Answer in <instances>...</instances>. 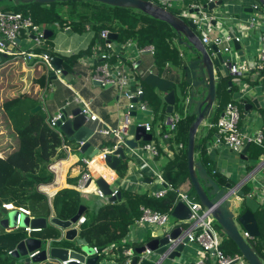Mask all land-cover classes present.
<instances>
[{"label":"trees","instance_id":"1","mask_svg":"<svg viewBox=\"0 0 264 264\" xmlns=\"http://www.w3.org/2000/svg\"><path fill=\"white\" fill-rule=\"evenodd\" d=\"M12 3L13 10L22 13H29L34 22L56 21L60 26L69 25L73 30H83L87 24L93 32L106 28L116 34V39L124 40L126 37L133 38L138 46L146 44L153 45L152 61L156 67L161 68L164 63H173L180 68L181 59L178 55V44L175 41V31L163 20L154 18L134 7H124L110 5L97 0H53L49 3H39L35 1H18ZM204 2V0H200ZM188 1H183V8H187ZM57 4V8L55 5ZM63 5V6H62ZM170 11L179 15V11ZM45 38L44 43L36 47V51L48 50L50 54H58L62 57V64L66 70L73 65L76 56L82 54L83 50L74 54H60L50 49ZM97 61V60H95ZM80 65V64H79ZM81 66V65H80ZM134 74L139 80L142 78L140 72H137L138 66H133ZM179 70V69H178ZM22 72L20 69L19 72ZM158 71V70H157ZM159 72V71H158ZM264 76V69L260 71ZM16 75V73H15ZM226 79H222L217 85L216 102L221 99L220 91L225 86ZM32 83L38 87L43 84V76L36 72ZM177 84H182V78ZM18 83H8L4 85L0 82V88L17 86ZM176 83H171L167 88L174 87ZM111 87V86H110ZM145 95L147 91L142 89ZM220 97V98H219ZM155 92L148 95V107L154 117H162L158 111L164 112L162 107L164 103ZM37 98L31 92L4 96L0 99V150L6 148L3 154H0V264H28L15 257L8 250L14 248L19 240L27 236L23 227L8 228L1 223L5 213L1 211V204L11 202L14 206H22L29 210L32 216H47L52 210L53 216L58 219H69L77 210L80 204L85 205L82 214L84 220L77 229V236L83 237L86 243L97 248L106 245L116 246L118 256L115 257V264H122L124 255L121 248L126 246L140 245L141 242L121 243V238L128 231V227L140 213L139 206L144 205L158 211H169L175 200V189L188 178L186 160H185V141L187 138L188 125L193 118L190 113H185L177 122L175 140L182 139L183 146L173 156L167 160L161 167L163 179L169 185L163 194L155 196L150 191H137L134 189L118 188L120 197L113 202H105L96 208H90L82 200L79 192L72 187L64 186L57 189L50 197L37 189V186L49 182L52 178V172L47 168L48 163L57 157H62L63 151L60 149L62 136L54 128L46 123V116L52 115L44 102V108H39L33 112L30 109L37 104ZM161 104V105H160ZM219 106V105H218ZM179 113L182 114V107L179 103L175 104ZM2 119L4 121H2ZM215 116H211L210 122L214 121ZM166 123L161 121L162 130ZM4 133V134H3ZM10 137L6 142H2L3 135ZM66 140L64 139V142ZM114 142L113 138L101 139V143L110 147ZM203 141H194V150L196 147L204 154ZM262 148H255L253 156L263 152ZM84 168V165L81 167ZM126 169L125 160L119 161L115 168L116 174L121 177ZM214 179L218 184L232 185V181L226 180L224 176H219L214 172ZM241 188L247 192L249 187L245 183ZM188 193L196 197L193 188L189 182ZM259 234L264 232V204L260 203L254 212ZM214 227L219 231L222 239L220 247L222 250L231 253H239L237 247L221 230L220 226L214 221ZM29 234L36 237H57L59 230L52 224H46L44 228L31 231ZM252 244L258 256L264 261V251L262 250L263 241L259 242L257 247L253 238ZM68 240L61 239L56 244L69 246ZM248 264V263H247Z\"/></svg>","mask_w":264,"mask_h":264},{"label":"built area","instance_id":"2","mask_svg":"<svg viewBox=\"0 0 264 264\" xmlns=\"http://www.w3.org/2000/svg\"><path fill=\"white\" fill-rule=\"evenodd\" d=\"M160 7L169 10V8L175 6V1H188L187 8L184 11L179 12V17L182 19H189L193 23V30L198 35L202 43L210 42L217 46L216 51L222 53H228L229 55L235 54V48L232 46V39L239 42L242 35H247L249 29H252L257 32V49L254 56L247 60V62H235L232 59L223 58L222 63L227 66L228 74L235 75L233 78L234 82L238 86L237 97L235 100H228L223 103L221 112L217 118L210 122L208 125L214 127V137L211 145H220L224 144L229 149L234 151H239L245 143L254 144L260 146L264 149V123L260 124L252 131H246L243 127L242 119L246 116L247 110L243 109V104L247 101L249 96V91L247 85L244 81L241 80V74L246 71H251L255 76H261L260 71L264 69V19L255 12L252 14L243 24L244 28H240L239 34L228 35L225 32H216L211 34V31L215 28H219L218 23H211V20L215 18L212 12L209 10H204L202 7L203 3L208 1L214 2L215 0H149ZM257 3L252 4V7L256 8ZM191 8V11H189ZM195 8V9H194ZM218 8V7H216ZM214 8V10L216 9ZM236 24V23H234ZM238 25H242L237 23ZM219 25V26H218ZM51 29V26L45 22H34L29 13H22L16 10H5L0 9V58L3 59V62H7L5 58L14 57L19 58L23 67L30 68L32 71H38L43 76V89L40 92V95L45 96L48 94L46 92L52 87L51 81L48 77L50 75L49 71L53 70V75L62 81V74L59 69H54L49 63L50 55L41 51H36V47H39L44 43V30ZM109 31L106 28L99 30V36L102 38L100 43L94 44L91 46V51L88 57H80L79 62L84 63L83 65L90 64L88 63L87 58L97 60L93 64L91 70V79L98 82L99 85L104 86L108 84L113 87L117 94H123L128 100L126 108L129 106L135 105L136 109L146 110L149 109L147 103L143 99H136L134 102L130 101V98L141 97L142 89L139 86H135L134 89L127 88L129 84L133 81L134 78V62L130 67H119L113 66L111 58L117 57L120 52L118 49H115L116 42L115 39L109 38ZM21 36H26L32 42V45H29L27 48H18L19 42L16 41V38ZM119 42V41H118ZM121 45L124 47H135L137 52L149 51L153 52V45L146 44L144 46H138L136 41L127 37L124 40L120 41ZM223 42V43H222ZM35 50V51H34ZM211 54L214 55L215 51H211ZM5 55V56H2ZM81 63V64H82ZM229 64V65H227ZM264 97V90L262 91ZM43 99V98H42ZM264 101V98H263ZM69 102H73L80 108V112L83 113L86 119L98 120L103 123V121L92 112L88 106V102L85 101L76 91L72 90L70 97L63 100L61 106H59L56 112L50 116H46V123L48 126L54 128L56 131L59 130L56 127L55 119L58 118L61 114L60 109L64 108ZM264 106V105H263ZM44 107V100L42 103ZM169 116L164 120L169 129L175 127L176 122L179 120L180 116L177 113H169ZM132 122L131 115L128 113V110L122 112L121 119L115 126H108L101 124L97 128V132L103 135H109L114 138V142L110 147L102 146L97 149V151L90 155H83L80 157V161L84 165V168L79 172L78 177L76 178L74 184L72 185L74 189L81 191L84 190L88 184V180H92L94 177V171L97 172V168L100 166H105L110 171L111 169L104 163L103 158L105 153L111 152L119 145L124 144V138L127 134L128 125ZM136 124L143 125L145 131L149 132L150 123L147 120L133 122ZM150 133V132H149ZM61 135V133L59 132ZM162 138H168L170 136L169 132H163L160 134ZM62 136V135H61ZM82 142L79 141L78 145ZM164 149L166 145L160 144ZM181 144L178 143V146ZM60 149L63 152H67L68 145L64 142L63 136L60 144ZM139 149L143 152L149 154L150 156H155L158 154V143L151 137L148 140H142L139 145ZM98 160V161H97ZM100 163L99 165L97 163ZM53 164L50 162L47 165V168L52 172ZM94 170V171H93ZM97 176H101L104 180L110 184L111 178L110 174H103L98 171ZM156 180L160 183L165 181L162 177L161 172H157ZM264 151L261 152L258 157L252 162L249 169L242 175L236 174L235 179L232 181V185H227L228 187L233 186V189L241 188V185L246 181H249L252 184L247 193L254 195L258 200L259 204H264ZM111 193H115L117 187H111ZM169 188V185L162 186V188L150 191L151 194L159 196L163 194L165 189ZM94 194L98 197H106L102 192L95 186ZM183 201L189 209V216L186 219H176L174 222L170 221V210L169 211H158L152 209L148 206L140 205V213L138 217L134 220V223L137 225L140 224H151L157 227H173L175 225H181L185 229L184 233L177 235L175 240L177 242L182 241V238L186 236L187 243L193 242L198 247L197 256L192 259L187 264H247L246 260L240 253H226L220 248V235L216 229H214L213 222L214 218L211 215L209 208L201 205L198 199H195L193 195L189 194L187 189L176 188L175 189V200ZM173 203V204H174ZM1 206L7 210L16 209L17 214L15 218V226H19L20 214H25L30 216L29 210L22 206H14L11 202H4ZM50 215L46 217V220L50 223ZM84 220V215L81 213L75 222L71 225L75 226L78 229V226ZM184 223V225L182 224ZM55 226V225H54ZM21 227V226H20ZM57 227V226H56ZM29 236L31 231L39 230V228H32L29 225L23 227ZM59 230V235L57 237H39L41 240L40 245L31 250L27 251L24 257H27V263L31 264V257L36 255L40 250H43L45 253V258L50 261H54L56 264H67L69 261L79 262L77 258L71 257L66 259H57L49 255L48 249L51 245L56 244L61 239H63L62 228L57 227ZM243 237L249 238L245 231L241 232ZM125 235L121 238V243H132L135 242L131 237ZM264 239V232H263ZM132 240V241H131ZM251 241V238H250ZM252 242V241H251ZM174 242L171 241L165 250L161 253L162 255H167L173 247ZM67 249L72 248V246H64ZM93 254L97 255L94 264H105L109 261V264H115V257L118 256L116 251V246L111 244L106 245L101 248L96 246H91ZM15 249L12 248L8 250V253H12ZM262 250L264 251V243L262 245ZM150 250L147 247H144L140 253H135L132 246H126L121 248V253L124 255V261L122 264H130L131 256L137 255V257L145 256L150 254Z\"/></svg>","mask_w":264,"mask_h":264},{"label":"crops","instance_id":"3","mask_svg":"<svg viewBox=\"0 0 264 264\" xmlns=\"http://www.w3.org/2000/svg\"><path fill=\"white\" fill-rule=\"evenodd\" d=\"M257 3L256 8L252 7V4ZM219 8V12H215V10H210L212 14L215 16V22L218 23L219 28H215L211 31V34L216 32H225L228 35L239 34L240 28H244V22L255 12L260 16V18L264 19V4L259 0H221V4L217 6ZM48 23L51 26V31L53 33V29L61 30L66 35L72 32V29L69 25L64 24L60 26L56 21H42ZM236 23V24H234ZM242 24L241 26L238 25ZM84 29H89L87 24L84 25ZM66 30H69L68 32ZM76 30V29H73ZM80 31V30H77ZM51 33V34H52ZM50 34V35H51ZM49 35V36H50ZM48 36V37H49ZM70 36V35H69ZM61 38L62 41L60 43L56 42V44L51 43L48 44L51 50L60 54H74L78 51L83 50L82 54H78L73 65L69 70L65 69L62 74V81L59 80L54 75H48L52 87L47 90L48 94L45 96L42 95V103L46 101L47 107L49 108V112L54 114L59 106L62 105L63 100L70 97L72 90L76 91L85 101L88 102V106L92 112L97 114V116L103 121V123L98 120L86 119L85 117V125L91 130V134L88 136V141L92 146L100 145V147L105 146L101 143V139L113 138L109 135H103L97 132V128L101 124H105L108 126H115L119 122L122 116V112L129 100L123 94H117V92L113 89V87H104L99 84H96L91 79V70L93 68V64L96 61L91 58L88 59V63L83 65L84 63L79 62L80 57H88L91 46L102 41V38L99 36V31L97 35L93 36V32L91 30V34L88 37L69 40L70 37ZM127 38V37H126ZM115 39L116 46L115 49L120 52L117 57L111 58V62L113 66L119 67H130L132 62L137 64L138 70L140 72V80L134 75L133 81L128 85L127 88L134 89L135 86L141 87L147 93L144 95L142 93L141 99L145 100L148 105V95L151 92H155L161 98V103L164 105L162 110L164 112L158 111V114L162 115V117H154L152 116V112L150 114L143 113L139 109L135 107V114L131 115L132 122L147 120L150 123V135L151 138L154 139L158 143V154L155 156H150L149 154L143 152L139 149V145L142 140H138L137 144L133 148H128V146L123 145L124 152L126 154V158L124 159L126 162V169L123 176L119 177L115 170L111 171L105 166L101 169L97 168L98 171L103 174H110L111 183L109 186L125 189H134L137 191H155L162 188L161 183L158 181L155 182L157 172H161L162 165L169 159L173 158L174 154L183 146L182 139L178 141L175 140V132L177 129V122L173 129H169L168 125L165 126V129L161 128V121L165 120L169 115L165 112V102L163 101V95L169 89L167 88L171 83H178L181 80L182 72L180 68L177 69V66L173 63H164L161 68L156 67L155 63L152 61L151 54L153 52L142 51L137 52L135 47H124L121 45V42ZM176 41V37H175ZM177 43V42H176ZM223 43V42H222ZM64 47H62L63 45ZM178 44V43H177ZM240 54L238 50H235V54L229 55L228 53H222V57L232 59L235 62H247V60L251 59L257 49V32L249 29L247 35H242L240 41ZM29 45H32V42L26 36H21L19 38L18 48H27ZM154 50V48H153ZM35 51V50H34ZM182 52L183 46L178 44V55L182 60ZM58 55V54H56ZM60 56V55H59ZM19 60V58H17ZM9 61L3 62L0 60V64L6 66ZM92 62V63H91ZM81 66H80V65ZM7 66L6 68H8ZM22 70V72L19 70ZM27 69V68H26ZM60 70V69H59ZM159 72H158V71ZM25 68L21 64L19 60L18 65L14 66L13 70H11V75L9 78V83H18L17 86L5 87L0 93V98L4 96H10L16 94L18 91L21 92L23 87L22 77L24 75ZM38 71H32V78L36 75ZM61 72V71H60ZM134 74L136 72L133 70ZM16 73V75H15ZM260 73V72H259ZM261 76H255V74L251 71H246L241 74V80L245 82L247 85V89L249 91V96L247 102H251L252 98L259 96L262 94L264 90V76L260 73ZM236 77L232 74H227L226 76H222V78L226 79L225 86H222L220 95L221 99L215 102L213 108L211 110V114L209 118H206L200 122V124L195 129L194 141L196 138L198 140L203 141V149L204 154L201 153L196 147L194 150V158L199 159L204 165L208 174L214 179V172L219 176H224L226 180L233 181L235 179L236 174L239 176L244 174L247 169H249L252 162L258 157L253 156V150L255 148H259L260 146L250 144L245 151V158L243 159L239 156V151H234L229 149L224 144L220 145H211L213 137H214V127L209 126L211 116H215V119L221 112V108L224 102L228 100H235L237 97L238 86L234 82L233 78ZM31 82L28 85L26 91L31 92L36 98L40 95L42 86L38 87L36 84ZM227 80H230V83H227ZM174 88V87H173ZM23 93V92H21ZM220 98V97H219ZM38 101V100H37ZM161 105V104H160ZM219 105V106H218ZM75 104L73 102H69L64 108L70 109ZM44 108V107H40ZM184 109H182L184 113ZM246 116L242 119L243 127L246 131L255 130L257 126L264 123V106L258 105L254 106L253 104L248 108ZM171 113H177L180 117L182 116L173 105ZM180 119V118H179ZM214 119V120H215ZM212 122V121H211ZM163 132H169L170 136L168 138H162L160 135ZM4 134V133H3ZM10 137L6 134L2 137V142H6ZM65 143L68 145L67 152L63 153L62 157H57L51 161L53 164L52 178L49 182L42 183L37 186V189L43 191L48 200L50 201L51 195L59 188L68 186L73 188V184L76 178L79 175V172L82 170V162L79 160L81 156L85 155L80 152L78 142L74 140H68L65 137ZM114 139V138H113ZM187 139V138H186ZM178 143L181 145L178 146ZM160 144L166 145V148H162ZM186 145V141H185ZM261 148V147H260ZM4 147L0 150V154H3ZM98 161V160H97ZM94 171V170H93ZM97 171V172H98ZM97 172L94 171L93 175L97 176ZM146 179L150 181L147 182ZM216 182V181H215ZM217 183V182H216ZM218 184V183H217ZM219 186H223L222 184H218ZM178 188L187 189L189 188V180L188 178L182 182ZM74 189V188H73ZM95 184L92 180H90L84 190L78 191L82 200L88 205L90 208H96L97 206L108 202L106 197H98L94 194ZM192 195V194H191ZM194 197V196H193ZM197 199V197H194ZM84 205V204H82ZM85 206V205H84ZM85 209V207H84ZM53 216L52 210L47 216ZM45 216V219L46 217ZM29 218L35 217L30 214ZM136 219V218H135ZM134 219V220H135ZM170 219H174L172 222L176 220L170 215ZM133 222L128 227L127 235L131 237L132 240L141 242L142 244L147 235L150 234V231L157 229V226L151 224H140L137 225ZM46 224L49 223L46 220ZM214 226V225H213ZM216 229V228H214ZM217 230V229H216ZM218 231V230H217ZM244 230L241 229L240 232ZM219 233V231H218ZM31 235V234H30ZM29 235V236H30ZM125 235V234H124ZM220 235V233H219ZM34 236V235H31ZM220 238L222 239L221 235ZM66 240V239H65ZM131 240V241H132ZM69 241V240H68ZM221 243V240H220ZM58 246H63L58 244ZM74 248V247H73ZM221 248V247H220ZM198 247L193 242H188L185 246V251L181 253L179 257H174V260L171 261L175 264H187L192 259L197 256ZM223 252H226L223 250ZM231 253V252H226ZM23 255L18 256L20 260H22ZM27 263V261L22 260ZM105 264H109V261ZM211 264V263H210Z\"/></svg>","mask_w":264,"mask_h":264},{"label":"water","instance_id":"4","mask_svg":"<svg viewBox=\"0 0 264 264\" xmlns=\"http://www.w3.org/2000/svg\"><path fill=\"white\" fill-rule=\"evenodd\" d=\"M1 1V0H0ZM18 1H35L39 3H49L53 0H13L14 3ZM110 5L134 7L142 12L163 20L169 24L176 34V42L183 46L182 60L180 62V71L182 72V84H176L174 88H170L163 95V101L165 102V112L171 113L173 105L179 103L184 109L182 115L190 113L193 115L187 131V139L185 145V160L188 173V180L193 188V191L201 203V205L209 208L214 221L220 226L222 232L233 241L237 247L239 253L243 256L248 264H264V261L258 256L255 247L253 246L250 238L257 236L259 230L257 228L254 212L259 206V202L254 195L248 194L242 188L233 189V186L228 187L227 184L219 186L212 177L206 171L204 165L199 159L194 158V134L196 127L200 122L210 117L213 105L216 102V87L222 80V76L228 74L227 66L222 63V54L216 51L217 46L207 42L202 43L193 30V23L189 19H182L178 15L166 10L159 5L149 0H97ZM264 4V0H259ZM221 4V0H215L214 2L208 1L203 3L204 10H213ZM0 9L3 6L0 4ZM195 9V8H194ZM191 11V8H189ZM215 12H219V8L215 9ZM211 23H215V18L211 20ZM67 32L69 30H66ZM52 31L50 29L44 30V37H48ZM109 38H116L114 32H108ZM19 42V38H16ZM233 48L238 50L240 54L239 42L232 39ZM211 51H215L212 55ZM42 52L50 55L49 63L54 69H60L61 73L65 72L62 67V57L56 54H50L48 50H42ZM5 56V55H2ZM1 60V58H0ZM229 65V64H227ZM50 75H53V70L49 71ZM32 78V70L30 68L25 69L22 77L23 87L21 92H25L28 88ZM96 84L98 82L94 81ZM230 83V80H227ZM105 84L104 87H108ZM137 98H130V101L134 102ZM263 94L252 98L251 102L245 101L243 109H248L252 104L256 107L258 105H264ZM38 103L35 104L30 112L39 109L42 106V97L38 95ZM128 110L130 115L135 114V105L124 108ZM61 114L55 119V124L59 132L63 137L68 140H74L75 142L81 141L79 150L81 153L90 156L94 154L100 145L92 146L88 141V136L91 134V130L85 125V115L80 112V108L75 105L70 109L61 108ZM143 113L150 114L151 110H141ZM151 137L150 133L145 131L143 125L131 122L128 125L127 134L124 138L125 146L133 148L136 146L138 140H148ZM248 143H245L239 150V156L245 158V151L247 150ZM126 158L123 145L117 146L111 152H107L104 155V163L115 170L119 161ZM264 180V179H263ZM90 179L88 180V182ZM95 186L106 196L108 202H113L120 197L119 189H116L115 193H111L109 184L101 176H96L92 179ZM149 182V179H146ZM157 182V180H154ZM162 186H166V181L160 182ZM84 205L80 204L75 213L66 220H61L55 216L49 218L50 222L55 226L62 228L63 239L74 240L76 244H79V249L69 248L64 246L51 245L48 249V253L51 257L57 259L77 258L79 262L69 261L67 264H94L97 258L96 254H93L92 247L86 243L83 237L77 236V228L71 224L75 222L77 217L83 212ZM1 211L6 216L1 220V223L8 227L13 228L15 226V218L17 214L16 209L1 208ZM170 215L176 219H186L189 216V209L186 204L177 200L171 210ZM29 225L32 228H44L46 226V219L42 216H35L29 218L25 214H20L19 226L24 227ZM243 229L249 238L243 237L240 229ZM185 229L181 225H175L173 227L165 228L158 227L155 230L150 231V234L146 236L144 242L134 247L135 253H140L144 247L149 248L151 251L149 255L137 257V255L131 256L130 264H175L171 261L174 257H179L181 253L185 251L187 244V238L184 236L182 241L177 242L175 238L178 234L184 233ZM174 242L172 249L167 255L161 253L165 250L166 246ZM41 243L39 237L26 236L18 241L12 254L15 257L25 255L27 251H31L37 248ZM45 258V253L40 250L36 255L31 257V261H41ZM27 261L28 258L24 257Z\"/></svg>","mask_w":264,"mask_h":264},{"label":"rangeland","instance_id":"5","mask_svg":"<svg viewBox=\"0 0 264 264\" xmlns=\"http://www.w3.org/2000/svg\"><path fill=\"white\" fill-rule=\"evenodd\" d=\"M183 2L181 1H175L174 2V5L173 7L169 8V9H173V11L175 12H181V11H184L185 8L184 5L182 4ZM0 4L3 6V9L5 10H13V7L12 6V3L10 0H1L0 1ZM15 4V3H14ZM63 6V5H62ZM55 8H57V4L55 5ZM91 34V30L89 29H83V30H80V31H77V30H72V32L68 35H66L64 33V31L62 32L61 30H57V29H53V33L48 37V40L46 41L47 44H51V43H54L56 44V42L60 43V41H62L61 38H66V36L68 37L69 35V40H74V39H77V41L80 39V38H84V37H88L90 36ZM71 40V41H72ZM63 45V44H62ZM64 47V45L62 46ZM6 60H9L8 64L6 66H4L3 64H0V82L3 83L4 85L8 84L9 83V78H10V75H11V70H13L14 66L18 65L19 63V60L17 58H14V57H10L8 56V58H5ZM3 61V59H2ZM7 66H9L8 68H6ZM223 79V78H222ZM2 91H3V88H0V93L2 94ZM1 99V98H0ZM0 119H1V116H0ZM2 121H4L2 119ZM252 184H250L249 181H246L245 182V186L247 187H250ZM6 216V214H4ZM174 219H170V221L172 222ZM263 220H264V217H263ZM184 225V223H182ZM215 223L213 222V225ZM215 228V227H214ZM240 230L241 228L238 227ZM253 238V242L254 244L258 247L259 246V242L260 241H263V235L262 234H258L257 236H254L252 237ZM69 246H72L76 249H79L80 245L79 244H76V242L74 240H70L68 241V243H65ZM23 258V257H22ZM31 264H56L54 261H50L48 259H43L41 261H31Z\"/></svg>","mask_w":264,"mask_h":264},{"label":"bare ground","instance_id":"6","mask_svg":"<svg viewBox=\"0 0 264 264\" xmlns=\"http://www.w3.org/2000/svg\"><path fill=\"white\" fill-rule=\"evenodd\" d=\"M98 165L100 164L99 162L97 163ZM102 167H99V169H101Z\"/></svg>","mask_w":264,"mask_h":264}]
</instances>
